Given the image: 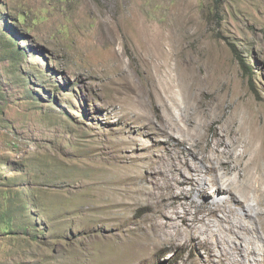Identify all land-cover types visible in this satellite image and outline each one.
<instances>
[{"label": "rangeland", "instance_id": "374dc122", "mask_svg": "<svg viewBox=\"0 0 264 264\" xmlns=\"http://www.w3.org/2000/svg\"><path fill=\"white\" fill-rule=\"evenodd\" d=\"M169 82L178 115L207 109L206 139L228 119L264 127V0H0V264L208 261L205 246L180 237L125 262L103 255L86 223L87 198L119 178L122 134L134 138L122 154L137 160L166 151L167 135L135 120L159 123L154 106L167 94L157 89ZM134 209L129 218L146 213ZM103 228L107 240L121 236ZM214 228L231 256V233Z\"/></svg>", "mask_w": 264, "mask_h": 264}, {"label": "bare ground", "instance_id": "6f19581e", "mask_svg": "<svg viewBox=\"0 0 264 264\" xmlns=\"http://www.w3.org/2000/svg\"><path fill=\"white\" fill-rule=\"evenodd\" d=\"M174 88L169 82L163 90L157 89L160 96L167 94V99L162 97V103L154 106L159 123L151 114L135 120L140 127H157L167 135L166 151L137 160L122 154L133 147L134 138L120 134L118 158L123 163L116 166L115 160L111 163L116 167L110 166L119 173L116 184L106 178L96 188L101 191L97 194L90 187L94 195L86 199L90 222L86 223L99 231L94 235L95 245L103 255L116 253L120 260L133 262L150 256L161 244L170 248L183 237L185 245L190 240L208 249V261L201 264H264V127L251 122L234 128L228 119L226 127H216L212 139H206L200 128L207 124V109H201V104L195 114L178 115L175 107L180 105V92ZM208 175L212 185L206 181ZM196 191L204 197L200 203L193 196ZM134 208H144L146 213L139 219L129 218L139 212H133ZM216 221L231 233V256L224 249L229 242L221 241L214 228ZM111 223L121 232L116 242L104 235L103 227Z\"/></svg>", "mask_w": 264, "mask_h": 264}, {"label": "trees", "instance_id": "16d2710c", "mask_svg": "<svg viewBox=\"0 0 264 264\" xmlns=\"http://www.w3.org/2000/svg\"><path fill=\"white\" fill-rule=\"evenodd\" d=\"M234 51H235L237 57L239 58L241 64L243 65L246 73L247 74L251 73L250 66L245 62V60L243 59V57L239 54V51L236 49V47H234Z\"/></svg>", "mask_w": 264, "mask_h": 264}]
</instances>
